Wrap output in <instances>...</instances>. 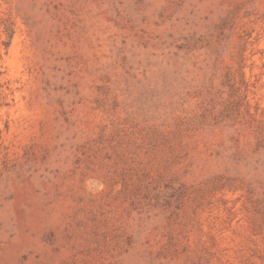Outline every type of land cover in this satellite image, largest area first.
Returning <instances> with one entry per match:
<instances>
[{"label":"rangeland","instance_id":"obj_1","mask_svg":"<svg viewBox=\"0 0 264 264\" xmlns=\"http://www.w3.org/2000/svg\"><path fill=\"white\" fill-rule=\"evenodd\" d=\"M0 264H264V0H0Z\"/></svg>","mask_w":264,"mask_h":264}]
</instances>
